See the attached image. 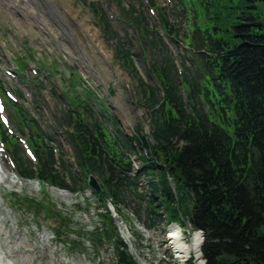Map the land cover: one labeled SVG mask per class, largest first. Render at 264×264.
<instances>
[{
  "label": "trees",
  "instance_id": "obj_1",
  "mask_svg": "<svg viewBox=\"0 0 264 264\" xmlns=\"http://www.w3.org/2000/svg\"><path fill=\"white\" fill-rule=\"evenodd\" d=\"M117 1L121 25L132 36L120 37L106 12L94 11L116 45V59L135 81V100L149 114L150 135L142 128L127 135L107 109L94 111L93 93L69 88L60 95L67 108L54 121L66 135L73 165L62 150L57 161L46 145L50 136L22 105L10 102L13 121L30 134L39 157L34 171L1 127L18 174L63 189H71L66 178L76 187L94 175L103 186L101 203L112 199L119 208L131 206L133 198L148 200L146 216L152 221L164 222V215L169 222H180L181 216L190 220L194 230L204 232L206 264H264V0H177L176 17L159 0H149L160 26L143 0L140 11ZM160 30L171 42L182 38L186 46L178 58L181 74ZM134 156L143 162L137 176ZM141 178L149 184L148 197L139 191ZM21 204L37 214L58 215L62 229L68 228L50 202ZM101 217L104 230H97L92 241L98 246L113 241L119 264H136L112 218Z\"/></svg>",
  "mask_w": 264,
  "mask_h": 264
},
{
  "label": "rangeland",
  "instance_id": "obj_2",
  "mask_svg": "<svg viewBox=\"0 0 264 264\" xmlns=\"http://www.w3.org/2000/svg\"><path fill=\"white\" fill-rule=\"evenodd\" d=\"M71 1L73 2L74 9L77 13V21H80L88 13L90 16V23L92 22L97 26L88 7V3H91L93 0ZM167 1L168 0H160L165 7H168L166 3ZM107 4H109L112 9V15H117L114 5L111 4V0H108ZM90 31L93 32L94 29H91ZM65 35L76 45V40L71 34L66 32ZM99 38L104 45L103 50H101V52L99 51V53L105 58L110 70L107 73H103V69L99 65V60L95 58L96 54L93 53L91 47L89 45L87 46L85 43L87 65L88 67L97 69V72L101 75L103 81L109 84V90L104 87L94 72L78 63L76 60L69 58L66 53H64L57 45L53 44V42L48 43L47 41H42V37L40 36L34 40L28 35H24V37L20 38L12 27L7 25L5 20H0V80L9 84L15 90L19 89L20 94H22L27 101H31L33 94L30 93V96H27L24 92L27 85L21 83L19 79H5L2 76L4 69L10 68L11 61L16 60L18 56L25 57V55H28L27 50L31 49L32 57L30 55L28 56L32 58V60L29 62L27 68V78L35 76L33 73L34 69H37L38 72L41 70L38 62L45 59L47 60L48 65L56 64L57 67H61L62 69V74L58 73L56 76H53V79H51L55 85L59 86L57 89L60 90L67 84L66 80L69 77L68 70L74 67L79 69L82 68L85 71L86 83L88 86L102 93V99L106 102L107 106L113 110L119 120L124 122L121 115L123 112L129 118L133 127L139 126L144 130L145 134H150L149 117L143 109L136 106V103L133 100V87L130 77L121 66L115 62L114 51L107 45V43H105L100 30ZM13 39H18V42L15 44ZM109 74L113 76L111 80L108 78ZM108 91L112 92V95H109ZM49 93V89L44 93L45 98L49 103V108L45 105L41 106L45 113V119L48 121L51 119V117H49L51 111L55 113L62 109V106L59 103V105L56 104V100L52 101ZM52 123L53 121L46 123L47 130H49V126ZM122 125L127 133L130 132L127 129L126 124L123 123ZM109 128L112 129L111 126H109ZM52 131H54V133L56 132V130L53 129ZM61 135L63 134L57 133V138L63 149L68 150V145ZM13 178L12 169L0 162V179H4V184L0 182V218L6 220L4 224L0 223V229L3 231L1 236V246L4 252H8V247H13L15 245V240L18 238L19 242L23 245L20 247V253L24 257V259H22L23 264H116L114 250L107 243V245L102 248H95L84 239L78 241V250L68 247L67 242L72 243L76 238L70 237L68 233L65 232L58 235L57 230L59 229V224L56 219H47L42 214L36 216L33 214V211H28L25 207L17 204V198L22 199L24 197H31L37 200H42L44 197L42 192L44 189H47V187L31 185L30 182H24L25 187H20L18 184L14 185L11 183V179ZM48 189L49 191L47 190V192L49 193L52 202L58 207V209L65 212L67 218L71 221V231L87 235L89 232L94 231L95 227L99 225L100 219H98L96 215L98 205L96 201H94L95 197L90 191H84L82 194L83 198H81V196H75L69 192ZM12 194H16V196ZM129 219L132 222V225L127 223L126 225H119L118 227H120L119 232L124 241L130 247L133 246L130 250L131 254L134 256L138 255L139 258L135 257L137 264H184V261L180 262L179 260L172 258V252L167 251L168 248L164 246L167 240L166 229L159 228L149 232H145V230L141 229L139 232L136 227L138 221L132 216H130ZM183 230L187 234L188 230L185 228H183ZM134 232L138 233L139 238L133 236ZM14 234H16L15 240L13 239ZM147 236L152 237V240L150 241L147 239ZM9 243H11V245H9ZM139 245L145 247L140 248ZM159 246H162L166 252L163 256L164 260L162 262L156 258L159 253ZM10 255L14 256L12 259L16 256L14 251H11ZM5 259L6 261L9 260L8 256H6Z\"/></svg>",
  "mask_w": 264,
  "mask_h": 264
},
{
  "label": "bare ground",
  "instance_id": "obj_3",
  "mask_svg": "<svg viewBox=\"0 0 264 264\" xmlns=\"http://www.w3.org/2000/svg\"><path fill=\"white\" fill-rule=\"evenodd\" d=\"M76 17L77 13L71 0H0V20H5L7 25L11 26L20 38L28 35L34 40L40 36L42 41L47 42L51 38L62 51L69 54V57L81 61L82 57L85 56V41L96 54L103 50L104 45L99 38L98 29L90 23V18L84 16L80 21H77ZM91 29H94V31L91 32ZM66 32L76 40V48L80 49L79 54L70 47L65 35ZM13 42L16 44L18 39H13ZM95 58L99 60L100 56L97 55ZM101 61H99V65L108 71V65L102 56ZM5 221L4 218H0L1 224H4ZM2 234L3 231L0 229V264H23L22 259L24 257L20 253V247L23 245L18 238L16 239V234L13 235V239H16L15 245L13 247L9 246L8 252H4L2 249ZM182 237V231L179 228L171 229L170 239H168V243L166 242L167 246L175 251L177 259L193 255L196 264H201L202 236L200 233L191 236L190 242H186ZM11 251L16 254L14 259H12L14 256L10 255ZM6 256L9 258L7 261Z\"/></svg>",
  "mask_w": 264,
  "mask_h": 264
},
{
  "label": "water",
  "instance_id": "obj_4",
  "mask_svg": "<svg viewBox=\"0 0 264 264\" xmlns=\"http://www.w3.org/2000/svg\"><path fill=\"white\" fill-rule=\"evenodd\" d=\"M90 186L94 188L97 192L101 193L102 190L97 182V180L94 177L90 178Z\"/></svg>",
  "mask_w": 264,
  "mask_h": 264
}]
</instances>
